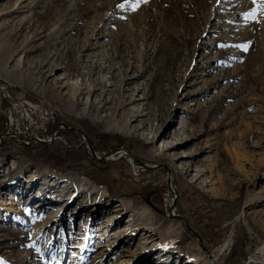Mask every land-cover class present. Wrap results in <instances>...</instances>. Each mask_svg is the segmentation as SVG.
<instances>
[{
  "label": "rangeland",
  "instance_id": "obj_1",
  "mask_svg": "<svg viewBox=\"0 0 264 264\" xmlns=\"http://www.w3.org/2000/svg\"><path fill=\"white\" fill-rule=\"evenodd\" d=\"M262 159L264 0H0V264H264Z\"/></svg>",
  "mask_w": 264,
  "mask_h": 264
},
{
  "label": "water",
  "instance_id": "obj_2",
  "mask_svg": "<svg viewBox=\"0 0 264 264\" xmlns=\"http://www.w3.org/2000/svg\"><path fill=\"white\" fill-rule=\"evenodd\" d=\"M75 131H77L79 134H81L82 136H83V138L85 139V142H86V144H87V146H88V148L90 149V152H91V155H92V157L93 158H96V159H103V158H107L108 156H110V155H113V154H116V153H119V152H122L123 151V149H120V150H113V151H111V152H109V153H106V154H103L100 158H98L97 156H96V154L94 153V151L91 149V146H90V141H89V139L85 136V134L83 133V131H81L80 129H78V128H73ZM52 138H53V136H52ZM35 140H37V141H39V142H42V143H44V144H46V143H48L47 141H43V140H40V139H37V138H35ZM128 153V152H127ZM134 160H136L135 158H133ZM137 161V160H136ZM143 167H145V168H152V167H150V166H148V165H145V164H141ZM153 167H156V166H153ZM168 177H167V186H168V189H169V191L173 194V200H172V202H171V206H170V210H171V213H170V215L172 216L173 215V208H174V194H175V190L174 189H172L171 187L173 186L172 185V183H171V180H170V173H169V171H168V175H167ZM185 222V221H184ZM197 240H198V243L199 244H201V241H200V239H199V237L197 236Z\"/></svg>",
  "mask_w": 264,
  "mask_h": 264
},
{
  "label": "bare ground",
  "instance_id": "obj_3",
  "mask_svg": "<svg viewBox=\"0 0 264 264\" xmlns=\"http://www.w3.org/2000/svg\"><path fill=\"white\" fill-rule=\"evenodd\" d=\"M237 155H238V152H235L234 155H233V162H234L235 167L241 168V166L243 165V164H242L243 159L239 158ZM261 161H264V160L262 159ZM78 180H80V179H78ZM82 180H83V179H82ZM80 181H81V180H80ZM85 181H87V180H85ZM87 182H88V181H87ZM50 186H51V187H54V186H56V184L53 182V183L50 184ZM91 186H92L93 189H97V191L99 190V188L93 186L92 184H91ZM171 188L174 189L173 186H172ZM62 192L66 193L64 190H63ZM50 196H51V195H50ZM58 199H59V198H57V199L55 200V199H54V196H51V197H48L46 200H44V201L42 202V204H46V203H49V202L57 201ZM6 204L8 205V206L6 207V211H7V212H11V210L13 209L12 204H15L14 198H11V197H10L9 200L6 202ZM16 204H17V203H16Z\"/></svg>",
  "mask_w": 264,
  "mask_h": 264
},
{
  "label": "trees",
  "instance_id": "obj_4",
  "mask_svg": "<svg viewBox=\"0 0 264 264\" xmlns=\"http://www.w3.org/2000/svg\"><path fill=\"white\" fill-rule=\"evenodd\" d=\"M25 153H27V156L28 157H30V158H32L33 156L31 155V151H26ZM49 154H51V155H53L54 154V157H57V158H59L60 157V155H58V154H56L55 153V151H49ZM33 155H35V156H40V157H45V159L50 163V165L52 166V167H57V168H61V169H63L62 168V166L64 165V161L65 160H67L66 158L64 159V160H61L60 158L59 159H56V158H54V157H50V158H46V156H48V154L46 153H43V156H42V152H40V150H38L37 151V153L36 154H33ZM58 161H60V162H58ZM63 163V164H62ZM62 164V165H61Z\"/></svg>",
  "mask_w": 264,
  "mask_h": 264
}]
</instances>
